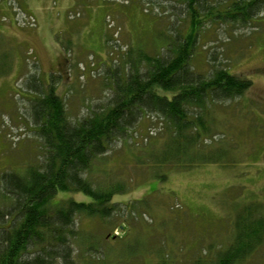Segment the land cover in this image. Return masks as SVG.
<instances>
[{
  "label": "rangeland",
  "instance_id": "rangeland-1",
  "mask_svg": "<svg viewBox=\"0 0 264 264\" xmlns=\"http://www.w3.org/2000/svg\"><path fill=\"white\" fill-rule=\"evenodd\" d=\"M231 1L205 0L220 8ZM188 22L183 0H0V169L19 171L41 154L26 119L28 93L19 91L29 75L48 80L54 74L68 114L79 117L110 94L104 60L123 71L127 51L157 53ZM199 37L192 66L206 74L226 68L250 79L251 86L239 97L207 103L211 130L195 149L217 150L213 162L154 163L149 152L165 149L171 134L156 114L142 116L126 139L115 140L94 160L93 183H125V191L113 198L122 213L105 229L97 218L81 217L79 226L119 237L103 247L99 243L113 255L128 239L143 244L129 257L119 254L124 259L114 264L210 258L228 242L235 211L249 201L264 204V7L246 23L206 20ZM74 198L88 200L82 193ZM135 200H141L137 210L129 206H137ZM242 264H264V244Z\"/></svg>",
  "mask_w": 264,
  "mask_h": 264
},
{
  "label": "trees",
  "instance_id": "trees-1",
  "mask_svg": "<svg viewBox=\"0 0 264 264\" xmlns=\"http://www.w3.org/2000/svg\"><path fill=\"white\" fill-rule=\"evenodd\" d=\"M183 1L189 14L185 32L173 34L154 54L137 49L130 50L129 55L127 51L123 71L104 60L110 94L104 103L90 106L79 117L68 114L65 99L55 88L54 74L49 73L45 80L34 73L24 81L19 91L24 97V92L28 93L26 119L40 143L41 154L37 162L19 171L0 169V264H114L138 253L143 244L133 239L122 243L116 252L124 253L123 257L113 255L112 250L107 253L102 244L119 237L81 228L77 219L97 218L104 229L115 224L112 218L121 214L122 208L113 198L125 191V183L96 185L89 171L94 160L115 140L126 139L144 115L156 114L166 120L171 132L165 149L149 152L154 163L169 161L186 166L214 161L217 150L211 146L207 151L195 149L197 141L211 130L207 103L241 96L251 80L226 68H214L206 74L192 66L200 29L206 20L210 25L246 23L264 7V0H232L223 8L218 3L209 6L205 0ZM75 193L88 200L75 199ZM135 201L137 206H129L137 210L141 200ZM135 213L131 211V215ZM228 233V242L214 248L210 258L198 256L189 264L246 261L264 244V204L249 201L239 207ZM152 264L173 261L158 257Z\"/></svg>",
  "mask_w": 264,
  "mask_h": 264
}]
</instances>
